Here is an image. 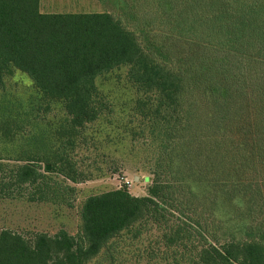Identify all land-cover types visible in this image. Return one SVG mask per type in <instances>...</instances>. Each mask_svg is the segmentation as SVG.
I'll return each mask as SVG.
<instances>
[{
    "label": "trees",
    "instance_id": "trees-1",
    "mask_svg": "<svg viewBox=\"0 0 264 264\" xmlns=\"http://www.w3.org/2000/svg\"><path fill=\"white\" fill-rule=\"evenodd\" d=\"M39 2L0 0V91L25 74L62 103L75 136L107 109L96 79L127 67L161 140L154 201L84 214L75 237L2 230L0 264H264V0H127L134 31L109 14L41 13ZM60 147L49 154L57 162ZM27 163L14 184L43 179ZM142 235L152 238L142 251L121 245Z\"/></svg>",
    "mask_w": 264,
    "mask_h": 264
},
{
    "label": "rangeland",
    "instance_id": "rangeland-1",
    "mask_svg": "<svg viewBox=\"0 0 264 264\" xmlns=\"http://www.w3.org/2000/svg\"><path fill=\"white\" fill-rule=\"evenodd\" d=\"M126 1L40 0L39 9L45 14H109L134 31L123 14ZM137 40L142 44L139 36ZM226 49L242 52L232 43ZM161 68L168 76L173 72L168 66ZM127 70L121 66L96 79L107 109L79 135L73 132L75 136L64 132L69 123L61 102L42 97L19 71L6 80L0 91V232L30 238L37 233L53 237L64 230L75 237L84 214L137 199L154 201L151 170L161 140L149 135L148 108L143 112L138 108L141 95L129 81ZM58 146L63 159L57 162L49 154ZM27 162H32L43 179L35 186L14 184L16 167ZM41 182H46V192ZM151 239L142 235L140 241L125 239L121 245L142 251ZM124 260L126 264L136 262L130 255Z\"/></svg>",
    "mask_w": 264,
    "mask_h": 264
},
{
    "label": "water",
    "instance_id": "water-1",
    "mask_svg": "<svg viewBox=\"0 0 264 264\" xmlns=\"http://www.w3.org/2000/svg\"><path fill=\"white\" fill-rule=\"evenodd\" d=\"M46 169L48 170V167Z\"/></svg>",
    "mask_w": 264,
    "mask_h": 264
}]
</instances>
